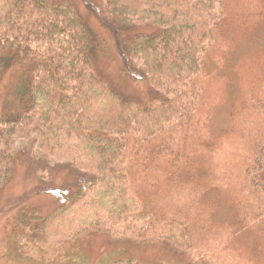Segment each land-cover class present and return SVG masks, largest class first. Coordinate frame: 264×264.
<instances>
[{
  "label": "rangeland",
  "instance_id": "rangeland-1",
  "mask_svg": "<svg viewBox=\"0 0 264 264\" xmlns=\"http://www.w3.org/2000/svg\"><path fill=\"white\" fill-rule=\"evenodd\" d=\"M58 1L95 34L92 67L102 83L141 105L160 99L136 80L126 49L156 35L155 26L114 27L101 0ZM221 12L201 59L192 117L127 149L129 193L158 225L184 221L189 250L94 230L71 236L76 219L52 215L92 177L68 166L72 145L57 143L47 154L31 134L12 146L11 175L0 174V264H264V194L251 180L255 174L264 183V160L253 169L264 146V0H223ZM16 87L10 80L9 104Z\"/></svg>",
  "mask_w": 264,
  "mask_h": 264
},
{
  "label": "trees",
  "instance_id": "trees-1",
  "mask_svg": "<svg viewBox=\"0 0 264 264\" xmlns=\"http://www.w3.org/2000/svg\"><path fill=\"white\" fill-rule=\"evenodd\" d=\"M222 1L101 0L112 26L140 22L158 31L126 47L136 80L160 96L141 105L97 78L92 59L99 42L69 6L58 0H0V174L11 175L12 146L31 134L47 154L57 143L70 144L76 156L68 166L92 177L52 215L76 219L71 236L94 230L189 250L184 221L158 225L129 193L127 149L131 141L152 143L192 117L201 59L222 18ZM10 80L17 84L12 104L6 102ZM263 160L264 146L253 169L260 170ZM251 176L264 194V183ZM34 218V211L22 216L23 223Z\"/></svg>",
  "mask_w": 264,
  "mask_h": 264
}]
</instances>
